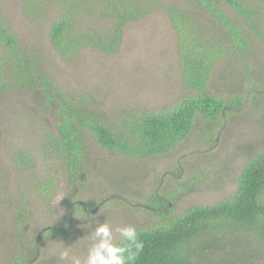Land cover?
Instances as JSON below:
<instances>
[{
  "label": "rangeland",
  "instance_id": "1",
  "mask_svg": "<svg viewBox=\"0 0 264 264\" xmlns=\"http://www.w3.org/2000/svg\"><path fill=\"white\" fill-rule=\"evenodd\" d=\"M44 1L43 11L49 19L41 24L24 15L23 0H0V10L22 47L37 48L43 70L62 92L92 96L111 123L130 112L173 108L188 92L179 66L181 42L170 10H185L198 31L223 43L218 25L203 12L189 8L187 0H162L167 9H158L124 27L117 54L108 56L87 48L73 59L64 60L49 40L56 5L49 0L54 8L48 9ZM245 7L253 14L243 28L251 43L248 70L241 71L236 58H221L212 68L208 91L220 97L242 92L247 103L222 119L221 128L214 127L215 143L202 141L205 125L196 124L175 150L142 160L90 144L88 175L83 186L72 192L61 162L42 149L46 137L56 134L52 113L23 91L0 97V264H11L16 255L25 264L35 250L22 252L27 242L32 248L38 245L30 264H64L59 259L62 247L84 257L91 245L86 239L90 229L84 225L92 214L113 227L151 228L158 213L146 205L150 191L167 199L182 194L175 198L173 216L191 206L214 205L235 191L249 157L264 153V3L253 2ZM222 10L240 24L239 14L225 6ZM18 156L28 158L27 167L17 164ZM46 181L53 185L43 192L41 185ZM59 196L64 198L58 201ZM72 201L82 204L88 217L80 219L75 214L66 234L40 237L41 229L62 225ZM27 205L28 217L20 231L15 226V214ZM257 230L224 221L212 224L189 244L188 256L193 264H264V238ZM116 238L121 240L118 235Z\"/></svg>",
  "mask_w": 264,
  "mask_h": 264
},
{
  "label": "trees",
  "instance_id": "2",
  "mask_svg": "<svg viewBox=\"0 0 264 264\" xmlns=\"http://www.w3.org/2000/svg\"><path fill=\"white\" fill-rule=\"evenodd\" d=\"M43 1L23 0V13L32 22L41 24L49 19L44 14ZM53 2H46L48 9H53L54 5L57 9L56 17L50 25L49 40L53 49L64 60L73 59L87 48L104 55H115L120 49L123 30L127 24L144 19L158 9H167L162 0ZM187 2L189 8L203 12L218 25L223 43L214 36L208 37L204 31H198L185 10L168 8L181 42L179 66H182V81L188 92L173 108L143 113L130 112L118 117L115 123L109 122L98 110L92 96L84 92H62L54 79L43 70L37 48L22 47L19 37L0 10V97L16 90L23 91L33 96L43 110L52 113L56 134L51 133L46 137L42 149L50 158L61 162L68 189L72 192L83 186L88 175L90 144L111 153L142 160L172 152L192 134L196 124L205 125L206 129H202V141L215 143L214 127L221 128L222 119L242 110L244 103H247L242 92L233 97L212 94L208 91V82L212 68L223 57L231 60L236 58L238 68L241 71L248 70L247 58L251 43L243 28L247 27L253 14L245 6L253 2L264 3V0ZM224 6L241 16L240 24L224 13ZM214 135L217 137L216 133ZM28 161L23 156L16 159L21 168L27 167ZM51 185V181H46L41 185L42 191L47 192ZM176 197L167 199L156 191H150L146 205L158 213L157 219L151 228L137 229L138 238L143 241V249L133 264H193L187 253L189 244L212 224L223 221L258 229V235L264 238L261 235L264 234V153L249 157L239 173L235 191L216 204L191 206L182 214L173 216ZM27 207L28 205L20 207L15 214L17 230L25 226ZM78 210L84 212L86 209L82 204L72 201L62 225L41 229V234L38 232L40 237H60L66 234ZM25 245L27 249H22V252L35 249L25 263L30 264L38 253V245H33V248L31 242ZM11 264H23V261L16 255Z\"/></svg>",
  "mask_w": 264,
  "mask_h": 264
},
{
  "label": "clouds",
  "instance_id": "3",
  "mask_svg": "<svg viewBox=\"0 0 264 264\" xmlns=\"http://www.w3.org/2000/svg\"><path fill=\"white\" fill-rule=\"evenodd\" d=\"M62 198L59 196L57 199L60 201ZM76 215L80 219L88 217L87 212L79 210ZM84 227L90 229L86 237L91 241L87 254L84 257L72 255L69 247H62L59 259L64 264H133L143 249V241L133 226L113 227L107 220L101 221L99 216L92 214ZM117 235L121 242L117 241Z\"/></svg>",
  "mask_w": 264,
  "mask_h": 264
}]
</instances>
